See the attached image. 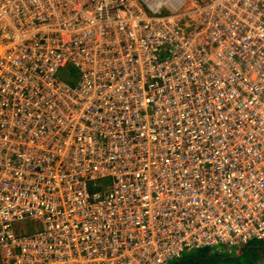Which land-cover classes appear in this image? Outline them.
Returning <instances> with one entry per match:
<instances>
[{"label": "built area", "instance_id": "built-area-1", "mask_svg": "<svg viewBox=\"0 0 264 264\" xmlns=\"http://www.w3.org/2000/svg\"><path fill=\"white\" fill-rule=\"evenodd\" d=\"M253 239L264 0H0V264H171Z\"/></svg>", "mask_w": 264, "mask_h": 264}, {"label": "rangeland", "instance_id": "rangeland-1", "mask_svg": "<svg viewBox=\"0 0 264 264\" xmlns=\"http://www.w3.org/2000/svg\"><path fill=\"white\" fill-rule=\"evenodd\" d=\"M186 20L187 18H182L180 24H184ZM68 72L72 75L77 74V70L73 66L68 68ZM35 225L36 222L28 220L18 224L19 227H22L23 229L26 228L28 230L33 228L36 229L37 227ZM249 246L250 250H246ZM233 250L234 252L232 254L225 253L215 256V259L208 264H250L249 262L254 258L256 263L264 264V241L258 246V241L252 240L250 245L245 244L241 247L234 248Z\"/></svg>", "mask_w": 264, "mask_h": 264}, {"label": "trees", "instance_id": "trees-1", "mask_svg": "<svg viewBox=\"0 0 264 264\" xmlns=\"http://www.w3.org/2000/svg\"><path fill=\"white\" fill-rule=\"evenodd\" d=\"M251 241H249L246 245H250ZM257 241H258V246L261 244V242H263L260 240ZM216 247L218 248L207 247L198 250L187 251L181 258L172 261L171 264H208L209 262H212V260L215 259L214 257L217 255H221L225 253L232 254L234 252V250H228L222 246H216ZM246 250H250V246ZM249 263L262 264V263H256L255 258L252 259V261H250Z\"/></svg>", "mask_w": 264, "mask_h": 264}, {"label": "bare ground", "instance_id": "bare-ground-1", "mask_svg": "<svg viewBox=\"0 0 264 264\" xmlns=\"http://www.w3.org/2000/svg\"><path fill=\"white\" fill-rule=\"evenodd\" d=\"M184 10H187V9H184Z\"/></svg>", "mask_w": 264, "mask_h": 264}]
</instances>
